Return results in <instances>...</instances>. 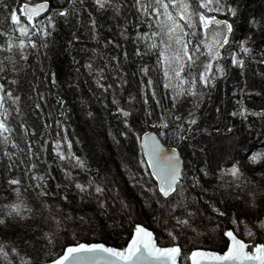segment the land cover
I'll return each mask as SVG.
<instances>
[{
    "label": "snow or ice",
    "instance_id": "1",
    "mask_svg": "<svg viewBox=\"0 0 264 264\" xmlns=\"http://www.w3.org/2000/svg\"><path fill=\"white\" fill-rule=\"evenodd\" d=\"M0 8L8 14L7 28L0 20V264H264V151L244 163L221 153L192 168L180 150L210 134L214 126L200 127L202 107L229 69L243 76L249 61L264 65L252 31L233 39L240 0H66L58 8L0 0ZM98 20L116 21L118 39L102 38ZM61 22H74L69 45L82 36L98 45L80 48L82 67L95 85L88 91L116 118L106 135L118 149L131 143L118 172L101 173L69 139L66 101L51 91L56 74L43 63ZM247 23L264 32V17ZM237 103L231 116L264 121V108ZM209 231L224 241L218 249L193 243Z\"/></svg>",
    "mask_w": 264,
    "mask_h": 264
},
{
    "label": "trees",
    "instance_id": "2",
    "mask_svg": "<svg viewBox=\"0 0 264 264\" xmlns=\"http://www.w3.org/2000/svg\"><path fill=\"white\" fill-rule=\"evenodd\" d=\"M3 2L9 5H15L25 2V0H3ZM50 3L53 8H58L62 6L63 3H66V0H50ZM240 6V13L235 21L233 39L238 41L245 37L249 31H252L254 47L257 49L264 47V32L251 29L250 25L247 23L250 17H264V0H240ZM7 15L8 14L0 8V20H3ZM98 23L104 25V27L100 29L102 38L113 36L118 39L116 36L117 29L115 27L116 21L98 20ZM73 26L74 22L72 26L67 27L63 22L60 23L48 49L47 57L43 61L46 69L56 74L57 84L55 87L51 88V91L62 96L66 101L65 108L67 109V120L65 123L67 124V133L69 139L74 142V148L77 150V154H80L82 151L89 156L93 166L98 167L101 173L106 169H111L112 172H118L121 153H127L131 157L133 155V149L130 142H122L118 149L111 137L106 135L109 123L111 126L118 129L116 118L104 112L103 106L97 101L99 93H97V96H93L92 93L88 91L89 88L95 90V85L91 81L86 70L82 67L85 53L80 51L81 47L92 48L98 45L93 41L87 40L86 37L83 36L80 44L69 45L68 40L71 39ZM3 27H8L7 20H3ZM109 28H111V31H109ZM129 31H131V28ZM128 50L130 52L133 51L131 44H129ZM107 51L113 52L114 50L109 46ZM87 55L90 56L91 53L88 52ZM74 57L79 63L73 62ZM145 60L147 61V57ZM77 68L80 69L78 78V83L80 84L79 89L71 86L72 81L77 79ZM131 70L132 68L130 67L129 71ZM235 88H244L245 91L243 93L237 91L236 94L233 95V89ZM249 91H251V95H249ZM108 99L110 102V97ZM82 100L87 102L86 105L81 103ZM241 100L243 105L247 108L254 110L264 108V65L249 61V66L246 68L243 76H241L238 68L231 67L229 69L227 78L219 82L216 90L211 94L210 101H206L202 107V122L200 127L214 126L209 128L210 134H205L203 137L199 134H194L191 140L181 145L180 150L184 158L185 156L187 157V159H185L187 165H190L192 168H197L203 161L215 155H220L221 153H228V151L231 153V156L232 153L235 152V159L244 163L246 161V154L264 151V121H262L260 117H253L251 115L248 116L247 120H244L239 115L235 117L230 115L233 110L238 111L239 104L237 102ZM52 102H55L54 99ZM217 107L220 108L219 113L217 112ZM86 110L97 113L96 118H88L85 115ZM229 125L232 126L231 132L227 131ZM215 127H219V133L215 132ZM221 137L224 140L222 143L218 140ZM77 139L81 141V144L75 145ZM237 141L239 144L235 143ZM129 162L135 166L134 159ZM52 168L53 175L57 180L62 181V174L55 164H53ZM119 171H122V169ZM116 178L120 180L119 175H117ZM5 179L6 177L3 171L0 170V187L3 186ZM121 183L123 182L121 181ZM216 183L215 180H212L213 185ZM129 187H131V185H129ZM5 195H7V193H5ZM222 197L227 198L228 211L231 212L233 210L231 197L226 192H220L216 194L215 198L219 200ZM9 199H11V197H9ZM69 199L75 204L77 197L69 192ZM0 203H2V200H0ZM239 207V205L236 206L237 210ZM82 211L92 212L93 208L84 207ZM207 214H210V209L207 211L206 215ZM29 224H31V221ZM209 228H211V225H209ZM110 233L111 230H109V233H105L104 236L109 242H112L115 235ZM14 234H23V228L17 227ZM193 243L197 246L203 245L205 247L218 249L223 245L224 241L219 235L209 231L200 239L194 240Z\"/></svg>",
    "mask_w": 264,
    "mask_h": 264
},
{
    "label": "rangeland",
    "instance_id": "3",
    "mask_svg": "<svg viewBox=\"0 0 264 264\" xmlns=\"http://www.w3.org/2000/svg\"><path fill=\"white\" fill-rule=\"evenodd\" d=\"M218 140H219L220 143L224 142V140H223L222 137L219 138ZM229 155H230V156H229ZM225 158H226V159H231V158H232L231 153H229V151H228V153H225ZM185 159H187L186 156H185Z\"/></svg>",
    "mask_w": 264,
    "mask_h": 264
},
{
    "label": "water",
    "instance_id": "4",
    "mask_svg": "<svg viewBox=\"0 0 264 264\" xmlns=\"http://www.w3.org/2000/svg\"><path fill=\"white\" fill-rule=\"evenodd\" d=\"M23 3V2H22ZM183 160H184V162H185V158H184V156H183Z\"/></svg>",
    "mask_w": 264,
    "mask_h": 264
}]
</instances>
